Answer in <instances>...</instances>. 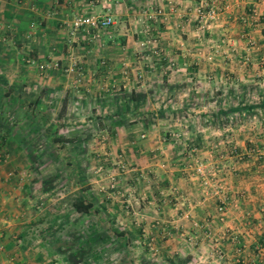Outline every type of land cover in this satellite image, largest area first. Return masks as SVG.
Listing matches in <instances>:
<instances>
[{
	"label": "crops",
	"instance_id": "0c3cea01",
	"mask_svg": "<svg viewBox=\"0 0 264 264\" xmlns=\"http://www.w3.org/2000/svg\"><path fill=\"white\" fill-rule=\"evenodd\" d=\"M87 12L113 22L72 29ZM6 113L0 264H57L99 223L160 264H264V0H0Z\"/></svg>",
	"mask_w": 264,
	"mask_h": 264
},
{
	"label": "rangeland",
	"instance_id": "374dc122",
	"mask_svg": "<svg viewBox=\"0 0 264 264\" xmlns=\"http://www.w3.org/2000/svg\"><path fill=\"white\" fill-rule=\"evenodd\" d=\"M149 18V17H147ZM198 23V21H197ZM199 24V23H198ZM1 83L5 86L4 90L6 89V82L1 81ZM3 103L4 105H11V98L9 96H3ZM15 118L14 114L6 113L4 114V118L0 119V121L7 123ZM37 147L38 149L47 148L46 145H34L32 146V151ZM4 148H0V163H5L8 165H14L18 161L16 160H9L8 158L9 153L7 154L4 151ZM25 165L22 167L23 171H25L28 167L26 166L27 162H23ZM45 162H39L35 161L34 163L31 162L32 168L29 171H34L36 173L42 172L44 168ZM58 165V162H56V166ZM27 167V168H26ZM58 168V167H57ZM21 170V168H20ZM12 171V170H11ZM27 172V171H25ZM44 172V171H43ZM41 206V205H40ZM70 217H74L75 214L68 213ZM83 216V215H82ZM91 216V215H90ZM89 215H85L84 218H90ZM98 216L100 218H106L108 217V214L106 210H104L102 207L99 208ZM110 217V215H109ZM92 218V217H91ZM93 232H91V226H87L83 224L81 226V230L77 231V234L74 233V231L71 228L66 227L67 229L65 232H67V238L69 239L67 246L69 245L71 248L67 247L64 248V245H61V251L59 252L60 257H57L58 253H55L56 257H53L52 261H57V264H160V262L156 259L153 255H146L143 256L140 252L141 250V243L138 241H130L129 242V251H125L126 248L122 247L121 240H107V234L109 233L108 228L111 230H114V228H120L121 225L115 224V225H93ZM114 227V228H113ZM77 236L79 241H75L76 239L74 236ZM99 237V239H97ZM95 238L94 241H91V239ZM97 239V240H96ZM81 243V244H80ZM91 244H96L95 246L91 247ZM63 249V250H62ZM60 261V263H59Z\"/></svg>",
	"mask_w": 264,
	"mask_h": 264
},
{
	"label": "built area",
	"instance_id": "2783aa9c",
	"mask_svg": "<svg viewBox=\"0 0 264 264\" xmlns=\"http://www.w3.org/2000/svg\"><path fill=\"white\" fill-rule=\"evenodd\" d=\"M172 5L170 4V8ZM196 13V19L201 27L205 26L208 21H211L215 18L216 7L212 3L197 4L194 8ZM162 13L161 8H156L153 12H149L147 17L154 18L155 15ZM113 22V18L110 13H79L75 15L71 20L72 29H82L88 30L90 28H99L110 25ZM146 31L148 30V24H144ZM80 68V66H78ZM66 69V68H65ZM223 204L220 203L217 206L218 218L222 217ZM240 264H247L246 262H241Z\"/></svg>",
	"mask_w": 264,
	"mask_h": 264
},
{
	"label": "trees",
	"instance_id": "16d2710c",
	"mask_svg": "<svg viewBox=\"0 0 264 264\" xmlns=\"http://www.w3.org/2000/svg\"><path fill=\"white\" fill-rule=\"evenodd\" d=\"M90 202H83L82 199L80 200H75L73 202V206L74 208H76L77 210H82V211H86L88 210V207L90 206Z\"/></svg>",
	"mask_w": 264,
	"mask_h": 264
}]
</instances>
